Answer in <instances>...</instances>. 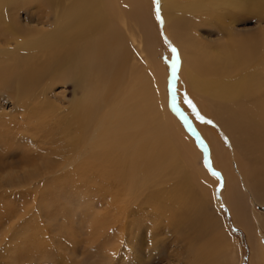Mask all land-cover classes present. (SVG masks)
I'll return each mask as SVG.
<instances>
[{
  "label": "bare ground",
  "instance_id": "1",
  "mask_svg": "<svg viewBox=\"0 0 264 264\" xmlns=\"http://www.w3.org/2000/svg\"><path fill=\"white\" fill-rule=\"evenodd\" d=\"M54 1L0 0V37L6 42L4 46L13 41L10 54L9 49L0 46V88L6 84L14 86L16 110L21 116L16 120L17 123L22 122L14 127V134L7 139L11 142L8 145L16 149L14 141L17 137L22 140L19 146L23 149L20 151L23 152L22 161L34 165L36 154L42 161L41 165L38 163V169L26 174L27 182L17 181L14 188L26 187L21 191H28V185L32 190L29 184L35 181L33 179L46 178V186L37 191L33 188L34 195H38L41 201L54 192L77 201L88 195L92 201L89 198L87 203H83L85 199L74 205V200H71L73 205L69 204L68 211L79 210L77 219L83 223L85 218L89 220L95 213L92 206L110 208L114 212L109 218L105 213L104 226L91 228L102 236L114 229L118 241L127 233L122 255L136 256L135 264H147V260H143L144 254H148V260L152 258L149 256L153 248H148L149 242L144 239L143 230L140 235L133 234L141 229L138 226L140 219L147 216L151 219V227H148L153 238L151 242L160 249L167 251L169 246L187 241L185 253L189 255V264H215L212 257L218 250L219 237L211 235V225L205 215L202 201L207 192L202 176L204 172L201 174L193 168L194 145L191 137L186 136L180 120L187 122L188 118H203L211 126L222 121V131L240 138L235 152L244 156L238 162L244 177L253 176L259 180L264 177V58L260 57L264 50V31L256 41L230 36L213 51L208 50L205 44L198 45L189 33L198 24L204 25L216 18L217 11L222 8L252 11L256 7L264 11V0H182L183 3L157 0L164 23L162 31L178 48L176 75L180 88L174 84L172 93L160 80L159 66L152 70L153 85L145 79L131 90L140 76H136L139 72L133 66H128L127 72L129 48L117 27L119 23L125 25L126 20L117 5L118 0H104L108 4H104V11L100 0H75L57 15L50 34L47 32L45 38L49 42L41 39L38 49L34 50L36 52L21 53L26 48L25 38L23 41L15 39L12 13L20 7L34 4L41 14H45L52 10ZM150 2L126 0L130 7L128 15L134 24L142 25L144 20L152 19ZM185 26L186 35L183 31ZM37 35L42 37V33ZM32 39L26 42L28 47L36 42ZM113 64L114 69L107 73L106 69ZM67 79L78 83L83 81L85 88L81 89L83 92L79 91L81 96L74 97L63 109L45 99V94L53 85L51 83ZM151 88H157L159 94L152 92ZM184 101L191 102L192 116ZM96 115L100 116L95 121ZM198 128L206 138L204 128ZM209 138L211 140L212 137ZM212 165L215 167L214 163ZM188 166L193 169L188 171ZM113 195H117L114 200ZM137 197L140 198L139 206L130 208L131 201ZM32 200L31 214L37 203L34 198ZM41 203L40 208L37 206L39 215L42 212L46 214L43 207L47 203ZM177 209H180L179 215L176 214ZM191 211L203 216L196 219ZM130 218L137 220L135 227H131ZM121 221L120 227H108L117 226ZM158 222L163 227H158ZM198 223L202 227H195ZM244 228L249 264H264V252L257 245L251 228L246 225ZM155 230H162L167 236L165 240H157ZM205 234L210 235L207 236L209 241ZM201 239H205L206 244L197 246ZM137 244L144 248L133 247ZM223 245L229 258H233L235 246L227 241ZM106 258L112 261L108 255ZM155 260L152 258L151 261Z\"/></svg>",
  "mask_w": 264,
  "mask_h": 264
},
{
  "label": "rangeland",
  "instance_id": "2",
  "mask_svg": "<svg viewBox=\"0 0 264 264\" xmlns=\"http://www.w3.org/2000/svg\"><path fill=\"white\" fill-rule=\"evenodd\" d=\"M178 1L183 3L182 0H175V2ZM74 2L75 0H56L51 8L52 10L45 14H41L39 10L36 9L34 4L16 9L12 13L13 31L16 33L15 39L23 41L25 38L23 43L26 44V48L20 52H36L34 50L36 48L38 49V41L41 39L45 40L46 36H48L47 32L50 34L49 32L57 19V15L61 14L63 10H65L69 5H72ZM100 2L103 3L101 10L104 11V4L107 6L108 4L104 3V0H100ZM117 5L126 20L125 25L119 23L117 27L123 35L127 43V47L129 48V54L126 58L127 72L128 68L133 66V68L139 72L136 76H140V79L135 82L131 90L133 91L137 87V83L145 79L149 81L150 85H153L155 82L152 73L154 66H159L160 80L165 83L169 93H172V88L174 87L180 88V81L176 75L178 48L162 31L164 23L162 20V13L159 8V2L157 0H151L150 7L152 10V19L144 20V24L142 25L134 24V22L131 21V18L128 15L130 7L126 3V0H118ZM257 9L258 8L253 7L252 11H247L245 9L229 11L227 8H222L217 11L218 15L216 18H213L210 22H206L207 24H198L195 26L194 30L190 31L189 35L196 43H198V45H200V43L205 44L207 49L210 51H213L217 45L226 42L225 40H227L230 36L241 38L243 36V38L253 39L256 41L258 40L261 31H264V11ZM223 10L227 11L224 13ZM207 11L211 10L207 9ZM109 14L112 15L110 11ZM184 16L187 18L190 17L186 14H184ZM183 31H185L184 35L188 33L186 26L183 27ZM40 33H42V37H38L37 34ZM190 37L185 36L186 39ZM30 39H32V42H36H31V46L28 47L26 42ZM46 41L47 40H45V42ZM4 43H6L5 40L0 37V46L5 50L9 49L10 54L11 48L13 47V41L10 40L9 44L5 46ZM36 44L37 47L35 46ZM263 54L264 50H262V54L260 56L261 58H264ZM113 69L114 64L112 66L110 65L106 69V72H111ZM80 82L78 83L73 80L70 81V79L61 82H53L51 83L53 85H51L48 93L45 94V99L47 98L50 103L55 105L57 104V106H61V108L64 109L74 97H78L79 95L81 96L79 91L82 88H85V83L83 84V81ZM3 86V88H0V264H135V260H137L136 256L126 257L125 255H122L124 252L123 244L127 233L126 235H122L121 241H118L117 233L116 230L113 231L114 229H109L110 233L107 232L105 237L95 234L94 229L91 228L104 226L105 213L106 217L109 218L114 212L110 211V208L107 209L105 206H92V210L95 213L92 214L91 219L86 220L85 218V222L83 223V221H79V219H77L78 214L80 213L79 210H76L75 212H70L68 210L69 207H71L70 205H73V202L75 205L79 202L85 201V199L87 200L83 203H87L90 200L92 201L93 199L88 195L77 201L70 199L69 196L63 198V193L57 194L54 192L45 196L44 199L46 200L41 201L40 197L38 198V195L34 194L36 193L35 191L39 190L43 186H46L44 185L48 182L46 178H41V180L40 178L33 179L35 181H31L29 184L32 186V190L28 185L27 188L30 189L28 191H21L26 187H21L19 189L14 188L17 181L25 180L24 182H27L28 176L26 174L30 172L32 173L33 171L31 170L38 169L39 167L37 165L39 162L41 165L42 161L40 158L38 159L37 154L36 156L34 155V165L22 161L21 154L23 152L21 153L20 151H23V149L19 147L21 146L22 140L17 137L14 141V145L18 150L14 149V147L12 149V145H8L11 142L7 139L14 134V127L22 122L17 123L16 120V117L20 115L16 110V97L13 96L15 95L14 86L12 84H6ZM41 86L42 85H40L39 91L41 90ZM127 89L130 90V87H127ZM151 89L152 92L155 91L156 94H159L157 88ZM82 90L81 92H83ZM168 100L170 101L169 95ZM170 103L172 104L171 101ZM184 105L185 107L187 106L186 109L189 111L191 110L190 114L192 116V108L189 106L188 101H184ZM99 116L100 115H96L94 120L96 121ZM186 120L187 122H182L180 120V123L186 131V136L191 137L190 139L194 145V153L191 163L194 170H197L200 173L204 172V174H201L206 181L207 192L202 198L205 207V215L207 217V221L211 225V235L213 237H219L218 250L214 257H212V261L215 262V264H249V246L247 244V233L244 228L245 225L251 228L253 237L257 241V245L260 247V250L264 252V177L260 178V180L256 177L254 178L253 176L247 179L244 177L238 164L243 155H236L235 152V148L237 146L236 144H238L240 138L236 135H227L224 131H222V121L219 120L218 122H215L214 126H211V123H208V121L203 118L193 120L188 118ZM199 126L202 127V129L204 128L206 138H204L201 134V130L198 128ZM214 131L217 132V134ZM208 136L212 137L211 140ZM214 138H216L215 142H213ZM238 148L239 146L236 149ZM222 152L224 153L223 156ZM213 163L215 164V167H218L219 164L220 166L215 168L213 167L214 165H212ZM193 168L188 166L187 169L189 171ZM223 170H226L228 175L226 174L227 172H223ZM182 174L183 173H181V175ZM226 179L230 180L225 181ZM53 189L56 191L54 187ZM98 194L101 195V193ZM59 195H61V197ZM33 198L37 203L34 208V212L31 214L32 211L30 209ZM114 198H117V195H113L112 200H114ZM137 199L138 197L131 201L132 207L130 206V208L134 209L139 206L138 202H140V198L138 199L139 201ZM71 200L74 201L72 202ZM41 202L47 204L51 202L55 204V206L52 207L51 203L48 205L46 204V206L44 205L45 208L43 207V210L46 209L44 212L46 211L45 213L47 215L43 212L39 215L37 206L39 205L40 208V205L42 204ZM62 205L65 206V208H63ZM179 210L180 209L175 210L178 215ZM69 213H72L73 215H68ZM191 214L196 219L198 216H203L201 214H197L196 211H191ZM195 214L197 215L195 216ZM135 221H137L135 218H130V222L132 224L131 227H135ZM122 222L123 221L119 222L117 226L114 224L108 227H120ZM165 223L163 222V225H165ZM150 224L151 219L149 220L148 216L146 218L142 217V219H140V223L138 224V226H141V229L133 232V234L137 236L140 231L143 230L144 234H142L145 236L144 239L149 242L148 248H153V251H150L152 254H150L151 256H149V259L152 257L156 260L151 261L152 258L148 260L146 257L148 254L143 255L145 256L143 257V260H147V264H189V255L186 254L187 252L185 253V249L187 250L188 248L187 241L179 245L169 246L167 251L160 249L157 244L155 245V243L151 242L153 238L151 237L148 229V227H151ZM161 225L162 224L158 222V227H163ZM195 227H202V225L201 223H198ZM108 235L111 236L108 237ZM205 236L210 237L208 234H205ZM154 237L158 238L157 240H165L167 236L162 230H155ZM209 237L205 239L208 240ZM205 239H201L197 246L206 244ZM136 241L137 240H134L133 243H136ZM225 241L232 243L235 246L236 253L234 256H231L233 258H229L230 256L225 251V246L223 245ZM71 243L74 244L71 245ZM138 245L139 244L133 247L141 249L144 248L140 246L138 247ZM109 250L111 251L108 252ZM114 250L115 253L113 254L112 251ZM5 252H7L6 255ZM88 253L91 254V257H89L90 254ZM86 255H88V257ZM107 255L108 258L112 259V261H108L106 258ZM5 256L7 258H5ZM118 259L121 262L117 261Z\"/></svg>",
  "mask_w": 264,
  "mask_h": 264
},
{
  "label": "snow or ice",
  "instance_id": "3",
  "mask_svg": "<svg viewBox=\"0 0 264 264\" xmlns=\"http://www.w3.org/2000/svg\"><path fill=\"white\" fill-rule=\"evenodd\" d=\"M188 103H189V106H190V107H192V105H191V102H190V101H188ZM193 110H195V109H193Z\"/></svg>",
  "mask_w": 264,
  "mask_h": 264
}]
</instances>
